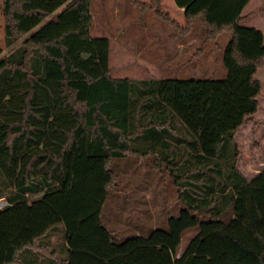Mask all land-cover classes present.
Returning a JSON list of instances; mask_svg holds the SVG:
<instances>
[{
	"label": "trees",
	"instance_id": "16d2710c",
	"mask_svg": "<svg viewBox=\"0 0 264 264\" xmlns=\"http://www.w3.org/2000/svg\"><path fill=\"white\" fill-rule=\"evenodd\" d=\"M1 1L6 45L24 40L0 59V264H264V170L248 181L235 141L261 92L255 75L264 35L241 25L250 0L184 7L187 30L199 19L208 40L230 34L223 80L112 78L109 40L90 34L91 0ZM149 8L183 32L159 1ZM81 137L86 156L105 166L133 155L168 170L197 224L179 257L161 229L123 240L97 236V255L71 249L59 213L42 199L29 201L61 190Z\"/></svg>",
	"mask_w": 264,
	"mask_h": 264
},
{
	"label": "rangeland",
	"instance_id": "374dc122",
	"mask_svg": "<svg viewBox=\"0 0 264 264\" xmlns=\"http://www.w3.org/2000/svg\"><path fill=\"white\" fill-rule=\"evenodd\" d=\"M138 1L145 8L140 10L131 0L90 1L91 36L108 38L112 75L139 80H223L226 77L222 52L230 40L228 32L208 40L198 19L192 29L184 28L187 33L182 39L149 8L152 0ZM157 1L171 20L184 21L179 5L188 0ZM254 1L253 7L259 3L264 7V0ZM247 7L241 15V25L255 28L257 23L252 18L261 14L263 19L258 23L264 35V9L251 15V11L247 13L250 5ZM2 8L0 0V59L22 48L24 40L20 38L11 46L6 45ZM52 19L54 16L47 17L33 32ZM175 39L185 46L184 50L177 47L179 41ZM255 80L261 85L258 110L235 134L240 151L237 168L249 181L264 170V62ZM84 143L83 137L78 139L68 157V176L61 190L51 195L31 196L29 201L42 199L59 213L65 243L71 249L97 255L99 252L94 246L97 236L110 232L123 240L145 237L161 229L167 232L164 244L174 257H179L197 234V224L195 216L179 200L178 189L168 170L159 166L154 157L133 155L110 160L105 166L102 160L86 156ZM41 243L43 240L36 245Z\"/></svg>",
	"mask_w": 264,
	"mask_h": 264
},
{
	"label": "crops",
	"instance_id": "0c3cea01",
	"mask_svg": "<svg viewBox=\"0 0 264 264\" xmlns=\"http://www.w3.org/2000/svg\"><path fill=\"white\" fill-rule=\"evenodd\" d=\"M190 0H188V2H189ZM188 2H183V5H179L180 6V10H181V12H182V14H183V11H184V7L186 6V4L188 3ZM255 3V1L254 0H250L249 1V3L245 6V8L243 9V11H242V13H241V15H243V12L248 8L247 6H249L250 5V8H249V10L247 11V13L248 12H250L251 11V15L252 14H254V12L255 11H257V10H263L264 9V7H263V5H260L261 3H259V5H255L254 7L252 6L253 4ZM250 15H248L246 18H248ZM256 23H257V25L255 26V29H258V30H263L259 25H261V24H259L258 23V21H261V19H263L262 18V15L261 14H255L254 16H253V18H252ZM178 24H179V28H180V30L181 31H183V32H180V31H176V30H172L171 29V31H173V32H178L179 34H180V37H183L184 35H186V33L187 32H184V28H185V30L186 31H188L187 29H186V27H185V24H184V21L183 22H178ZM190 30V29H189ZM91 34V33H90ZM182 39H185L184 37L182 38ZM175 40H177V41H179V44L177 45V47L181 50H184L183 48L185 47L184 45L182 46L180 43V40L179 39H175ZM184 42V41H183ZM186 42V41H185ZM109 63H110V61H109ZM111 77L112 78H115V79H122V78H128V79H130L129 77H126V76H117V75H112V73H111ZM253 179V178H252ZM251 179V180H252ZM250 180V181H251ZM249 181V180H248ZM66 244V243H65ZM78 250H80V249H78Z\"/></svg>",
	"mask_w": 264,
	"mask_h": 264
},
{
	"label": "built area",
	"instance_id": "2783aa9c",
	"mask_svg": "<svg viewBox=\"0 0 264 264\" xmlns=\"http://www.w3.org/2000/svg\"><path fill=\"white\" fill-rule=\"evenodd\" d=\"M6 205L4 199H2V201H0V209L3 208Z\"/></svg>",
	"mask_w": 264,
	"mask_h": 264
},
{
	"label": "water",
	"instance_id": "95a60500",
	"mask_svg": "<svg viewBox=\"0 0 264 264\" xmlns=\"http://www.w3.org/2000/svg\"><path fill=\"white\" fill-rule=\"evenodd\" d=\"M87 58H88V56H87V55H86V56H85V55L83 56V59H87Z\"/></svg>",
	"mask_w": 264,
	"mask_h": 264
}]
</instances>
